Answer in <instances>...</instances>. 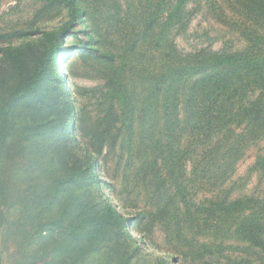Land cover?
I'll return each mask as SVG.
<instances>
[{
  "label": "trees",
  "instance_id": "1",
  "mask_svg": "<svg viewBox=\"0 0 264 264\" xmlns=\"http://www.w3.org/2000/svg\"><path fill=\"white\" fill-rule=\"evenodd\" d=\"M57 1L69 11L68 27L86 12L80 0ZM162 1L145 16L148 25L139 45L163 48L169 62L160 61L157 67V60L152 59V65L137 48L128 51L108 77L104 117L85 129L83 141L71 129L77 123L76 110L58 57L59 52L69 55L77 47L64 46L61 33L40 29L18 32L13 36L17 41L12 37L0 46V157L11 136L47 134L37 168L50 166L47 160L60 165L44 175L58 177L49 186L48 200L50 208L58 207V214L43 223L40 234L49 237L42 234L53 224L65 237L58 240L51 233L56 243L35 264H149L138 258L136 247L128 249L130 235L124 225L128 218L112 203L94 198L96 155L117 148L130 159H139V171L157 182L152 187L158 209L150 215L154 223L173 228L170 236L215 238L221 247L227 240L249 243L264 254V199L225 197L206 204L191 194V183L221 187L251 141L264 134V95L256 94L264 88V0L236 2L252 16L249 25L233 28L244 39L242 49L205 54L182 53L174 43L166 46L172 27L184 18L186 0L173 2L164 21L159 19ZM213 8L217 16H228ZM53 61L59 76L52 70ZM139 79L142 89L136 84ZM184 142L191 144L185 147ZM231 259L218 264L246 263ZM159 264L169 263L163 259Z\"/></svg>",
  "mask_w": 264,
  "mask_h": 264
},
{
  "label": "rangeland",
  "instance_id": "2",
  "mask_svg": "<svg viewBox=\"0 0 264 264\" xmlns=\"http://www.w3.org/2000/svg\"><path fill=\"white\" fill-rule=\"evenodd\" d=\"M157 1L80 0L79 5L86 12L68 27L69 11L61 1L0 0V46L18 32L40 29L61 33L64 46L77 47L69 55L59 52L58 57L76 110L77 123L75 130L73 126L71 129L75 137L81 136L83 141L87 137L85 129L104 117L108 77L117 71L116 65L121 64L128 51L137 48L140 56L146 53L151 62L157 60V67L161 66L160 61L169 62L170 56L162 55L163 48L159 50L154 44L139 45L143 43L141 34L148 25L145 16L154 10ZM176 1H162L161 21L166 19ZM232 1L186 0L184 18L172 27L166 46L174 43L177 50L186 54L242 49L244 39L239 38L238 28H233L249 25L252 16L236 4L239 1ZM213 6L228 16H217ZM52 70L55 75H60V68L54 61ZM65 80L61 82L63 87ZM136 84L140 89L144 85L140 79ZM260 92L264 95V88L256 94ZM146 94L145 89L141 96ZM47 137V134L36 137L14 135L3 148L0 157V264L41 262L46 258L44 251L56 243L55 239L63 241L65 237L64 232L55 229L53 224L42 234L49 237L43 239L40 234L43 223L58 214V207L48 205L52 195L49 186L52 187L58 177L54 180V177L47 179L49 177L44 175L48 174L47 169L60 168L59 162L47 160L52 164L41 168L35 163L40 152L43 153ZM184 144L187 147L191 143ZM96 156L99 162L94 165V174L98 177L94 198L112 203L128 218L124 224L130 235L128 249L133 251L136 247L141 261L159 264L165 259L169 264H183L179 259H184L186 264H218L227 261L229 256L234 263L243 260L245 264H264V254L249 243L227 240L225 247H221L218 239L210 237H201L197 241L192 236L188 240L173 238L169 234L173 230L169 224L153 222L150 214L158 208L154 209L152 183L157 182L146 178L143 170L139 171V159H130L120 148L116 151L104 149ZM45 157L50 159L49 155ZM63 175L58 172V176ZM191 194L206 204L225 197L264 199V134L251 141L230 179L221 187L219 184L213 187L211 183H191ZM62 203L64 209L66 205L64 201ZM143 212L148 215L146 219L141 215ZM195 242H198L196 247L193 246ZM202 249L205 250L204 257L201 256ZM208 251H214L216 256Z\"/></svg>",
  "mask_w": 264,
  "mask_h": 264
}]
</instances>
